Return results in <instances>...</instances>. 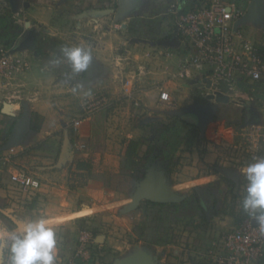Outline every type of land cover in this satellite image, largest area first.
Instances as JSON below:
<instances>
[{
	"label": "rangeland",
	"instance_id": "obj_1",
	"mask_svg": "<svg viewBox=\"0 0 264 264\" xmlns=\"http://www.w3.org/2000/svg\"><path fill=\"white\" fill-rule=\"evenodd\" d=\"M13 1L12 4L9 0H3L4 3L0 4V46L11 47L13 45L20 52L24 49L28 55H42V65H48V69L42 73L43 79L39 80L43 84L40 85L36 82V86L46 87L48 96H45L44 100L50 104L49 110L52 114H55L56 122L59 125V134H66L68 139L75 140V154L80 152L76 148L79 144V141L77 142L79 133L73 132L72 122L82 113L84 100L93 97L94 94L98 96L105 95L112 100L111 95L107 92L108 89L103 86V83L99 84L100 80L94 77L93 71L99 69L94 55L96 53L94 49L101 44L98 34L105 35V39H110V34L107 31L112 29L117 39L127 38L129 42L127 48L134 50L131 55V57H134L140 53L139 51L144 50L143 47L135 46L138 40L158 41L172 37L175 32V17L171 10L172 4L181 6L180 0H129L130 8L122 16L117 14L120 9L119 4L116 6L115 12L91 13V15L77 17L76 14L79 11L73 9L74 5L72 3L74 0H69L65 4H57L59 0H44L50 5L58 8L64 7L66 10L65 13L53 17L56 23L54 31L48 32V30L39 27L35 31L33 27L34 24H37L35 15L30 14L27 11L28 9H24L25 2L29 4V1L35 3L38 0H18L22 8L21 13H18L15 8L17 6L15 0ZM226 1H234L246 11L252 0ZM183 2L184 5L181 8L186 9L196 4L197 0H189L188 3ZM142 7L147 12L145 15L139 11ZM88 19L95 20L98 23L90 21L88 24ZM259 19H264V0L259 2ZM83 21L88 25L79 29L77 24ZM125 22L126 27H128L127 30L120 27ZM98 24H100L99 27L96 26ZM115 24L119 28L115 27ZM248 24L258 26H244L242 30L245 31L252 42L260 48H264V20L259 24ZM73 46L84 47L92 53L93 59L91 62L94 66L90 76L87 73L88 69L79 74L72 72L71 64L63 55L61 49ZM112 50L119 52L115 48ZM157 52L152 51L154 56H157ZM156 61L153 60L150 63L157 65ZM128 66L131 69L132 63ZM196 75L199 76L200 74L197 73ZM152 80L154 81V79ZM102 82L106 81L102 80ZM192 86L195 89L186 91L194 100V107L190 110L205 113L203 128L200 130L191 129L188 137L183 140L175 153L176 158L180 156L177 166L168 171L163 167V170L166 173V183L171 192L180 197L192 198L193 205L189 204L180 211L174 208L159 209V207L145 209L143 206L141 210L126 212L124 202L135 194L144 179H142L140 173L131 175V169L125 164V157L121 154L120 159L118 158L119 161H117L118 169H116L115 163H113L111 169H103L101 165L95 168V173L91 179L103 186V188L93 187L94 191L98 189L99 194L102 196L99 195V198H90V196L87 198L88 191L71 190L69 183L72 180L70 179L69 182L66 175L63 177V186L58 188L59 192H55L52 196H50L51 194L39 195L36 198L38 204L32 208L30 202H32L35 195L24 194L16 186H13L14 189L16 188L17 196L22 202L18 207L19 211H13L15 208L8 204L1 208L0 212L3 214L2 217L5 218V224L14 229L20 220L41 218L42 213L40 211L45 210L47 203H55L58 206V209L55 210V212L57 211L58 221L83 217L76 221H67L68 223L61 225L56 231L58 239L63 238L66 232H71L75 235L74 242H77L78 239L79 246V238L83 231L87 230L95 236H99L100 243H96L92 249L93 264H113L117 259H123L139 250L148 253L156 251V254L160 256L156 258L157 264H218L216 253L224 250L223 240L225 234L231 232L243 217V200L246 196V188L243 187L248 181L243 179L244 186L242 187V183H240L239 188L230 184L226 190H222V188L216 190L215 186L204 185L199 187L200 192H196L194 188L180 186V183L183 179L189 178V174L192 172L190 168L192 167L193 169H200L202 173L198 176L219 173V176L226 177L225 175L232 172L239 173L242 167L263 158L264 107H262L263 111L258 112L256 110L258 113L254 109L252 112L250 111L251 113L244 121L243 114L240 111V108H242L241 102L219 105L217 102L205 98L203 90L198 89L200 88L198 81H195ZM241 87H246L245 83H242ZM17 89L20 90L22 97L19 102L21 104L25 102L28 108V105H31V101H28V99L32 94L28 89L35 91L33 83H27L26 87ZM24 89L25 92H23ZM0 90L1 109L3 107L2 103L8 102L6 98L8 90ZM112 101L113 104L106 107L102 112L103 114L101 113L105 116L103 118L105 122L110 113L113 116H118L120 111L117 110V113H114V109L123 108L128 100L122 96ZM131 107L130 117L126 115L123 117L126 123L124 134H128L132 138H139L144 143L142 150H148L147 140H152L161 127L173 124L172 120L164 112L168 111L167 109H162L163 112L160 111L155 115H149L143 106L138 108L132 103ZM101 114L94 116L93 119ZM247 115L248 110L246 109L245 117ZM119 118H122L121 115ZM103 126L104 124L101 129ZM101 129L98 133L95 131L96 136L99 138L107 135V132L101 131ZM207 132L210 133V136L214 135L216 139L214 141L216 144L213 146V154L215 155L213 161H209L206 157L208 146L205 143L207 142L205 135ZM199 145H201L198 153L199 157L193 159L190 157L193 154L192 150H197ZM67 147L63 155L55 153L52 159L54 165L61 166V169L57 170L68 169L71 160H73L74 150L72 147L68 149ZM94 148L92 147V149ZM97 148H99V144H97ZM45 151L52 150L45 148ZM153 153L158 155L159 151L156 150ZM108 165L110 166V164ZM140 169L142 170L144 167L141 166ZM222 170H224V175L221 173ZM106 187L107 189H105ZM83 195L84 197H82ZM117 199H120L122 203L107 210L109 207L107 203ZM84 200L87 201L86 203H95L99 207H95L93 210L88 209L87 206L82 208L81 203H84ZM96 210L99 211L96 212ZM73 224H75L76 229L72 228ZM154 243H156V247ZM61 244L65 253H73V249L67 247L64 241ZM73 255L71 254L66 259L72 258ZM161 256H166V259L161 260Z\"/></svg>",
	"mask_w": 264,
	"mask_h": 264
},
{
	"label": "crops",
	"instance_id": "obj_2",
	"mask_svg": "<svg viewBox=\"0 0 264 264\" xmlns=\"http://www.w3.org/2000/svg\"><path fill=\"white\" fill-rule=\"evenodd\" d=\"M68 1L69 0H59L57 4H62V3L65 4ZM183 1H185V3H188L189 0H183ZM183 1L181 0L179 1V3L181 4L180 7L182 8L184 5ZM2 3H4L3 0H0V4ZM15 3L17 5L15 6L16 10L18 11V13H21L22 8L19 5L20 2L18 0H15ZM28 3L29 4L25 2L24 9H28L27 11H29L30 14L35 15L34 17L35 19H37V24L33 25L35 31L38 30L37 29L38 27L41 29L44 28L48 30V32L54 31V27L56 23L53 17L55 15L66 12L64 7H61V8L55 7L53 5H50V3L44 0H38V2H35V3H32L31 1H29ZM119 3H120L119 0H74L72 4L74 5L73 6L74 11H77V10L79 11L77 12L76 16L80 17V16H85V15H91V13L97 14L99 12H104V13L111 12L114 9L113 7L119 5ZM143 9L144 7L139 9V11L143 12V15H145L147 12L145 9L144 10ZM190 9L191 7L187 8V11H189ZM184 10L185 8L183 9V11ZM246 12L247 10L244 11V14ZM90 21L91 20L88 19V24L90 23ZM91 22L95 23L97 21L93 20ZM88 24H85L83 21L81 23L78 22L77 26L79 29L80 28L82 29ZM126 25L127 24L125 22V24L122 23L120 27L123 28L124 30L125 29L127 30L128 27H126ZM252 25L258 26L254 24H246L241 27L242 28L244 26L249 27ZM96 26L99 27L100 24ZM115 27L119 28L118 25L116 24H115ZM243 32L245 33V31ZM107 33L110 34L109 35L110 39H105L104 38L105 35L101 36V34H98L101 44L97 45L96 48L94 49L96 50V53H94V55H95V62L99 65L98 67L99 69H96L93 72H94V77L97 80H100L98 83L99 84L103 83V86L108 89L107 92L111 95L110 97L112 98V100L119 99L123 96V92H122L123 85L122 83L120 84V80L122 82L125 77L132 76V72H133L132 70L134 69V66L136 64L140 62H144L146 60H149L152 62L153 60H157L156 61L157 65H154V63H152L153 75L151 76V80L149 82H146L142 86V89L140 90L139 94L136 96V99L148 111L149 115L151 114L155 115L156 113L162 111V109H167L168 111H174V110H186V109H190L194 107L193 106L194 100L191 99V95L188 94L186 91H189V90L191 91L195 89L192 86L195 81L199 82L200 88L198 89L202 90V85L200 82L201 75L199 76L196 75L194 79L186 81V82L170 80L171 76L178 72L179 58L178 57H168L166 55V51L177 48L178 45H176V43L175 44L169 43L170 45H166V46H169V48H167L166 46H161V45L154 46L153 44H151V43L162 42L164 40H158V41L138 40V43H136L135 46L143 47L144 50L139 51L140 55L138 54V55H135L134 57H131L132 51L134 50H132L131 48H127L128 43H129L128 39L124 37L117 39V37L113 34L115 32L112 29L107 31ZM172 37H170L167 41L170 42L172 40ZM103 43L105 44L103 45ZM255 45L257 49L260 52H262L260 50V47L256 43ZM113 48H115L116 50L118 49L119 52H114V50H112ZM153 50L158 51L157 56H154V54L152 53ZM123 51L124 53H122ZM21 53H23L22 55L26 56L29 59L32 68L30 71L18 77L16 81V86H20L23 88V87H26L27 83H33L35 91L33 92L32 89H28L30 90L29 92L32 93L30 95V98L28 99V101H31V105L30 106L28 105V114H27L26 122H25L23 130L18 135L17 144H16L17 155L13 158V162L11 164L5 165L4 162L0 161V211H1V208L6 206L7 204L15 208L14 210L12 209L13 211H19L18 207H20L21 205L20 203L22 201L17 196L16 188L15 189L13 188L14 185L10 181V172L14 168H18V167L26 168L30 173L36 176L41 182V185H42L41 189L35 194V197L33 198L32 202H30V207L32 206V208L35 207L34 205L38 204L36 201V198L39 195L51 194L50 196H52L55 194V192H59L60 190L58 188L63 186V181H64L63 177H65L66 175H67V179L69 182L72 180L69 183V187H70L71 183L73 182L75 178L73 176L75 175V164L78 160L90 161L92 163L93 169L86 180L85 186L77 187L74 189L70 188V189L79 190L81 192L88 191L87 198H89V196L90 198L92 197L99 198L100 194L98 192V189H96L97 191L96 190L94 191L93 187L103 188V186L101 184H97V181H95L94 179H91V177L95 173V168L97 166L100 167L101 165L103 169H106V168L111 169L113 163H115V165L117 166L116 169H118L119 165H117V161H119L121 154L125 157V151H126L128 142L133 139H139V138H132L128 134H124L126 123L123 117H125V115L130 117L131 109H132L131 107L132 101L128 100L127 102H125L126 105L123 108L119 107L118 109L117 108L114 109V113H117V110L120 111L118 113V116L117 115L113 116L112 113H110L109 117H106V122H105V119H103L105 117L104 115H102L103 111L101 112L102 114L100 113L101 115L95 117L94 119L92 118L84 122V124L82 125L79 131V135L77 136V142L79 141V144L81 143L80 145L82 144L85 145V149L82 150L80 148V145L78 144L76 148H77V151L79 150L80 152L78 154H75V150H74L75 140L71 141L70 139H68V136L66 134L65 135L59 134L60 132V131L58 132L59 125L56 122L55 114H52V112L49 110L50 104L44 100L45 96H48L46 87L42 86V88H40L39 85L38 87L36 86L37 84L36 82H38L40 85L43 84L42 81L39 82V80L43 79L42 73L47 71L48 65L46 64L42 65L43 57L40 54L28 55L24 49H22ZM146 53L148 54L151 53L152 57L151 58L146 57ZM180 53H183V52L180 51ZM262 53H264V51ZM130 63H132L131 69L128 66ZM30 78H33V79L31 80ZM152 79H154V81ZM102 80L106 82H102ZM242 83H245L246 87L242 88L241 87ZM23 92H25V89L23 90ZM256 94H264V83L263 82H253L249 80L242 81L240 83V87L234 90L230 94L231 103L232 102L235 103V100L238 98L240 99L241 104H242L241 106L242 108H240V111L243 114L244 121H246V118H248L249 114L252 112L253 109L254 111L257 110L258 112L263 111L262 107H264V101L258 100L255 97ZM203 95H204V92H203ZM252 96L254 97V99H251ZM255 101H257L256 102L257 104L254 103ZM2 104H3V107L0 109V150L1 148L5 146V144H7V141H8L7 139H9L8 136H10L14 128V125L23 116L24 111H25L23 104H21L20 102L19 103L14 102L13 104L4 102ZM219 105H222V104H219ZM10 107L12 108L11 110H10ZM4 109L7 113L4 112ZM246 109L248 110L247 117H245ZM122 110H124L125 112ZM34 113L39 114L43 118L41 129L38 132L33 131L31 129L32 118H33ZM120 115L122 117L121 119L119 118ZM169 117H172V116H169ZM103 124L104 126L101 129ZM12 125H13V128L10 132ZM100 129L101 131L107 132V135L103 138H99L98 136H96L95 131L98 133ZM197 129L200 130L198 127ZM205 137L207 140V142L205 143H206V146H208L206 157L209 161H213V157L215 156L213 154L214 152L213 146H215L216 144L214 142L216 139L214 138V135L210 136L209 132H207ZM66 141H68L67 149L69 147H72V149L74 150L73 151L74 155H72L73 160H71L70 166L68 167V169L60 171L57 169H61V166L54 165V162L52 161V159L55 153L61 155L63 144ZM97 144H99V148H97ZM200 146L201 145L197 147L198 148L197 150H194V149L192 150L193 154L190 157H192L193 159L199 157L198 153H199V150L201 149ZM92 147L93 148L95 147V148L92 149ZM45 148L51 149L52 151L44 152ZM159 154H161L160 151H159ZM174 161L176 162L175 166H177V164L180 161V156L176 158V155H175ZM205 161L207 160L205 159ZM108 164H110V166ZM105 165H108V166H105ZM246 166L242 167L239 170L240 171L239 173L232 172L235 176L236 181H232L227 177H223V176L221 177L219 176V173H215V175L198 176L202 172H200V169L197 170V169H193L192 167L190 168L192 172L190 174L188 172V174L190 175L189 178L183 179L180 183V186L194 188L196 192H200L199 187L204 186V185H209L212 187L215 186L216 190H218L219 188H222V190L224 189L226 190L230 184L236 185V187L239 188L240 183H242L243 179L247 180L243 172ZM173 167H169V168L172 170ZM164 168H166L167 171L169 170L168 167H166V165ZM115 172L117 173V171ZM247 184H245L244 186L242 183V187L244 186L243 188H246ZM105 189H107V187ZM82 197H84V195ZM100 197L102 196L100 195ZM84 201H81V202H84ZM86 202L87 201H85L84 203H81L82 208L84 206H87L88 209L93 210L95 207L96 208L99 207L95 203L90 204ZM130 202H131V198L125 201L124 202L125 207ZM120 203H122L120 199L108 202L107 205L109 207L107 208V210L110 209V207L111 208L116 207ZM143 206L145 207V209H148V206L146 204L144 205L142 204L138 210H141ZM56 209H58V206L55 203L54 204L47 203L45 210L40 211L42 213L41 215L42 218L47 219L49 221L50 226L53 227L55 231H57L61 225L68 223L67 221L72 222L73 220L76 221V220L83 218V217H80V218L76 217V218H71L68 220L58 221V217H56L57 211L55 212ZM98 211L99 210H96V212ZM2 216L3 214L0 212V227H3L5 230H14L15 228L12 229L5 224L4 222L5 218ZM73 225L74 226H72V228L76 229L75 224ZM74 238H75V235L71 234V232H66L63 238L58 239L57 237L56 254L58 256L64 257V259L69 258L71 254H74V252L78 248L77 247L78 239H77V242H74L73 240ZM97 240L99 241V236ZM62 241H64V244L67 247H70L71 249H73L72 250L73 253L71 252L65 253L64 250H62V244H61ZM154 246L156 247L157 245L154 244ZM7 253H8V248H6V246L0 247V255H2L5 260H7ZM156 255H157L156 258L160 257L158 254ZM161 257H162L161 260L163 261L166 259V256H161ZM257 264H264V256Z\"/></svg>",
	"mask_w": 264,
	"mask_h": 264
},
{
	"label": "built area",
	"instance_id": "obj_3",
	"mask_svg": "<svg viewBox=\"0 0 264 264\" xmlns=\"http://www.w3.org/2000/svg\"><path fill=\"white\" fill-rule=\"evenodd\" d=\"M171 10L175 17L174 33L178 47L167 50L166 55L179 58L178 72L171 76V81L186 82L194 79L198 73L206 97L216 89L213 86L208 89L205 79L212 81V84L219 80L229 81V95L244 80L264 83V53L257 49L255 43L241 30L242 27H236L244 16L238 4L226 0H199L187 12L175 4ZM146 57L151 58V53H146ZM31 68L29 59L13 45L0 46V89L8 90V103L22 100L20 90L17 89L20 86H16V81ZM132 71V76L122 81L123 97L140 108L142 104L136 96L142 86L151 80L152 64L149 60L140 62ZM239 102V98L235 100V103ZM112 104L113 101L105 95L94 94L86 98L82 104V113L72 122L73 132L79 133L84 122ZM80 148L85 149V145H80ZM16 155V146L0 150V161L5 165L11 164ZM10 181L27 195H35L42 187L40 180L24 167L14 168L10 172ZM254 221L253 217L246 215L231 232L225 234L224 250L216 253L218 264H257L262 259L264 230L259 224L255 225ZM97 239L92 232L83 231L73 257L64 259L56 254V264H91L92 249L99 243Z\"/></svg>",
	"mask_w": 264,
	"mask_h": 264
},
{
	"label": "clouds",
	"instance_id": "obj_4",
	"mask_svg": "<svg viewBox=\"0 0 264 264\" xmlns=\"http://www.w3.org/2000/svg\"><path fill=\"white\" fill-rule=\"evenodd\" d=\"M61 51L74 74L86 71L93 59L92 53L81 46L63 47ZM243 172L248 181L243 209L264 230V158L249 164ZM56 245V231L47 219L20 220L14 230L0 227V247L8 248L7 260L0 255V264H56Z\"/></svg>",
	"mask_w": 264,
	"mask_h": 264
},
{
	"label": "water",
	"instance_id": "obj_5",
	"mask_svg": "<svg viewBox=\"0 0 264 264\" xmlns=\"http://www.w3.org/2000/svg\"><path fill=\"white\" fill-rule=\"evenodd\" d=\"M13 4V0H9ZM120 1V9L118 11V16H122L127 12L130 8L129 0H119ZM183 1V0H181ZM259 2L260 0H252L249 4L247 12L244 16L237 22L236 27H241L248 23H260L263 19H259ZM114 12V11H113ZM176 33H174L172 40L168 42L164 40L162 42L151 43L154 46L161 45L166 46L170 44L176 43ZM170 43V44H169ZM93 63H90L88 68V76L91 75V71L93 69ZM204 82L207 84L206 87L210 89L212 86L216 89L214 93L208 94L207 99L211 101H215L218 104H228L230 103V87L231 84L229 81L219 80L217 83L212 84V81L205 79ZM255 97L258 100L264 101V94H256ZM23 107L25 109L23 116L16 122L14 128L10 134V137L7 141V144L1 150H8L9 148L16 146L18 135L24 128L28 108L26 103H23ZM4 112L7 113L4 109ZM167 115L172 117H178L188 124L196 125L199 129L203 128L204 125V117L205 113L198 110H174V111H166ZM68 146V141L64 142L61 155L65 148ZM224 175V170L221 171ZM232 181H236L234 174L230 173L229 175H225ZM135 194L131 197V202L125 207L126 212H134L137 211L142 202H150L154 204H176L182 203L186 197H180L173 192H171L170 188L166 183V173L163 170L162 163L160 161L155 162L152 166L146 171V175ZM133 199V200H132ZM254 224L257 225L258 222L255 220ZM156 251L148 253L147 251L139 250L138 252L127 256L123 259H117L113 264H157L156 263Z\"/></svg>",
	"mask_w": 264,
	"mask_h": 264
},
{
	"label": "trees",
	"instance_id": "obj_6",
	"mask_svg": "<svg viewBox=\"0 0 264 264\" xmlns=\"http://www.w3.org/2000/svg\"><path fill=\"white\" fill-rule=\"evenodd\" d=\"M184 12H187V8L184 10ZM260 50L263 52L264 48L262 47L260 48ZM170 118L173 124L161 127L159 130H157V134L153 137L152 140H147L148 150H142L144 143L140 139H133L128 142L125 151V164L130 167L132 176L140 173L142 178H144V176L146 175V171L152 166L153 163L158 161L162 163L163 167H165L166 165L168 169H170L169 167H173L176 165L174 159L178 147L181 143H183V140L188 137L191 129H197V127L192 124H188L178 117ZM42 121L43 118L39 114L34 113L31 129L36 132L40 131ZM12 128L13 125L11 126L10 132ZM156 150L160 151L161 154H154L153 152ZM141 166L144 167V169L141 170ZM92 169L93 166L90 161L78 160L75 164V175L73 176L75 178L71 183L70 188L74 189L77 187L85 186L86 180L90 175ZM191 199L192 198H186L182 203L176 204H154L150 202H142V204H146L148 207H159V209L174 208L180 211L186 208L189 204L193 205L191 203ZM242 212L243 217H245L247 213L244 211V209H242ZM93 261L94 260L92 259L91 264H93Z\"/></svg>",
	"mask_w": 264,
	"mask_h": 264
},
{
	"label": "flooded vegetation",
	"instance_id": "obj_7",
	"mask_svg": "<svg viewBox=\"0 0 264 264\" xmlns=\"http://www.w3.org/2000/svg\"><path fill=\"white\" fill-rule=\"evenodd\" d=\"M114 9H113V11L115 12V10H116V6L115 7H113ZM168 40V39H167ZM192 200V199H191ZM191 203H192V201H191ZM201 208H202V206H201ZM203 209V208H202ZM204 210V209H203Z\"/></svg>",
	"mask_w": 264,
	"mask_h": 264
}]
</instances>
